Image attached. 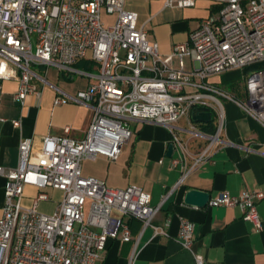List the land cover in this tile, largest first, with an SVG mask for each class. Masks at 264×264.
Returning <instances> with one entry per match:
<instances>
[{"label": "built area", "instance_id": "built-area-1", "mask_svg": "<svg viewBox=\"0 0 264 264\" xmlns=\"http://www.w3.org/2000/svg\"><path fill=\"white\" fill-rule=\"evenodd\" d=\"M197 1L166 0V6L193 7ZM125 2L0 0V105L7 80L18 82L14 99L22 107L31 95L41 96L36 67L68 71L90 53L99 66L85 91L55 99L56 105L75 101L92 108L86 136L77 140L47 135L40 148H35L32 138H23L17 167L0 165V175L6 178L0 264H97L110 238L121 235L123 241L132 240L126 218L139 219L143 228L153 225L161 206H153L151 195L142 187L112 188L82 173L85 160L99 155L110 161L119 158L133 134L134 120L161 124L173 132L181 154L172 164L181 165L182 180L211 160L222 143L224 115L219 97L237 103L264 126V68L248 76L245 101L208 81L214 74L264 63V0H226L217 17L203 19L189 41L177 45L168 56L147 38L138 25V14L127 10ZM103 10L115 15L113 24L106 26L102 21ZM187 55L199 67L186 70ZM174 58L178 67L173 66ZM197 107L217 109L220 124L189 161L185 143L174 130ZM12 122L21 128V119ZM64 131L68 134L70 127ZM192 132L198 133L194 125ZM28 186L40 190L30 207L22 203ZM46 188L64 195L53 214L38 209L41 201L49 199L42 191ZM263 199L262 190H246L241 195L225 191L209 205L239 206L244 219L261 230L258 203ZM195 229L194 222L183 220L178 234L182 246L192 253ZM193 257V264H208L200 254L193 253Z\"/></svg>", "mask_w": 264, "mask_h": 264}, {"label": "crops", "instance_id": "crops-1", "mask_svg": "<svg viewBox=\"0 0 264 264\" xmlns=\"http://www.w3.org/2000/svg\"><path fill=\"white\" fill-rule=\"evenodd\" d=\"M226 0H198L193 7H168L166 0H126L125 8L138 14V25L147 38L159 44L160 53L168 56L179 44L189 41L203 19L217 17ZM111 15V14H110ZM173 66L178 67L177 58ZM199 67L190 55L185 57V69ZM246 69V68H245ZM234 69L214 74L208 81L241 101L248 98L247 74H237ZM37 85L41 96L31 95L22 107L14 99L19 84L16 80L3 82L0 105V165L15 168L19 162V144L23 138H32L35 148H40L44 136H69L83 139L91 125L93 110L85 103L69 101L56 105L57 96H76L85 91L99 72L91 55L79 60L71 70L60 71L54 67H36ZM223 112L222 143L211 160L204 162L183 180L181 165L173 166L172 159L179 157L181 149L175 145L172 157L168 156L174 135L161 124L134 120L133 134L123 146L116 161L99 155L85 160L82 173L103 180L109 187H142L151 195V204L161 206L152 226L143 228L134 217L126 218L132 234L131 241H123L121 235L110 238L106 250L97 264H193V253L202 255L208 264H264V199L258 203L263 228L244 219L239 206L212 207L191 205L186 195L192 189H202L210 194V200L227 191L241 195L246 190L264 191V126L237 103L219 97ZM212 120L194 121L192 113L175 124L174 132L185 143L191 158L198 154L215 133L220 117L217 109H211ZM5 118V121L1 119ZM21 119V128L13 120ZM195 126L197 134L192 132ZM70 127L68 134L64 128ZM6 178L0 175V217L5 204ZM40 190L28 186L22 203L33 205V198ZM42 191L49 196L41 201L48 206L40 210L53 214L63 192L54 188ZM209 200V201H210ZM183 220L196 224L192 252L186 250L179 238ZM156 231L158 233H156ZM164 231V233H161Z\"/></svg>", "mask_w": 264, "mask_h": 264}, {"label": "water", "instance_id": "water-1", "mask_svg": "<svg viewBox=\"0 0 264 264\" xmlns=\"http://www.w3.org/2000/svg\"><path fill=\"white\" fill-rule=\"evenodd\" d=\"M194 121L208 122L212 120V112L208 107H197L192 111ZM175 151V144L171 143L168 150V156L172 157ZM210 200V194L202 189H192L186 195V202L191 205L204 207Z\"/></svg>", "mask_w": 264, "mask_h": 264}, {"label": "rangeland", "instance_id": "rangeland-1", "mask_svg": "<svg viewBox=\"0 0 264 264\" xmlns=\"http://www.w3.org/2000/svg\"><path fill=\"white\" fill-rule=\"evenodd\" d=\"M115 18H116L115 15H110L105 10L102 11V21L105 23L106 26L113 24L115 22ZM89 55H91V53ZM260 68H264V63H259L251 67H248L245 69V71L241 70L237 74H247L246 76H248L253 74L256 70ZM46 208L48 209V206L44 202L39 205L40 210L45 211Z\"/></svg>", "mask_w": 264, "mask_h": 264}]
</instances>
